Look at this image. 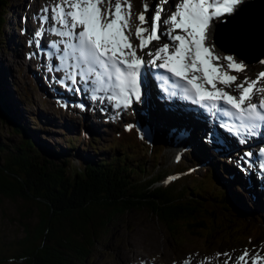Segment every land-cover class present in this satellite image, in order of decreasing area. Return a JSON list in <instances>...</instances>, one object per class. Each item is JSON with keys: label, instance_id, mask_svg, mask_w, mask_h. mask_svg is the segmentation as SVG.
<instances>
[{"label": "snow or ice", "instance_id": "6c2138e0", "mask_svg": "<svg viewBox=\"0 0 264 264\" xmlns=\"http://www.w3.org/2000/svg\"><path fill=\"white\" fill-rule=\"evenodd\" d=\"M165 4L169 10L165 9ZM248 7L250 5L245 0H172V3L155 0L151 9L148 3H144L135 28L139 44L134 45L130 38L131 0H60L51 8H40L36 21L41 27L29 40V45H36L37 51L29 56H39L46 51L50 58L47 64L49 71L60 73L54 79L64 82L71 92L88 93L91 87L93 92L101 93L100 97L88 94L89 101H97L89 110L98 107L108 114L109 119L119 117L128 109L133 113L139 112L142 139L151 140L153 128L149 125L169 124V121L184 115L173 112L175 100L181 97L196 104L219 107L230 118L238 117L241 127L228 125L226 121H218L215 127L227 129L228 135L224 136L227 144L235 140L242 148L247 146V150L238 154L237 167L245 175H259L262 178L260 184L264 186V98L259 103L251 102L258 91L264 92V89H257L259 81L264 79V72L256 80L244 77L236 83V75L220 71L213 63L214 60L226 59L229 69L243 72L247 66L244 59L249 55L264 57V46H254L253 34L245 19ZM49 11L50 16L46 14ZM225 14H228L227 21L221 19ZM49 33L61 39L44 43L42 37ZM162 38L167 40L162 46L152 45L154 40ZM217 44L237 55H217ZM150 45L155 51L149 48ZM145 49L149 50L145 52ZM138 50L150 59L145 61L142 55L137 54ZM260 62L264 63V60ZM101 68L109 85L107 88L95 87L99 83L98 70ZM153 68L166 70L171 75L165 77L154 72ZM157 79L161 82L171 79L175 90L165 88L154 93ZM217 83L225 87L235 85L238 97L218 88ZM205 84L210 85L211 90ZM160 100L164 103H159ZM63 106L69 105L65 103ZM74 106L86 108L83 102ZM174 127V124H169V131ZM126 128L131 130L132 125ZM183 135L181 132L180 136ZM257 139L259 151L253 152ZM202 140L220 147V138L212 128H206ZM250 255L256 256L252 264H258L260 255L250 254L247 250L236 259L244 262Z\"/></svg>", "mask_w": 264, "mask_h": 264}, {"label": "rangeland", "instance_id": "374dc122", "mask_svg": "<svg viewBox=\"0 0 264 264\" xmlns=\"http://www.w3.org/2000/svg\"><path fill=\"white\" fill-rule=\"evenodd\" d=\"M59 2L60 0H11L6 15L8 21L4 25V36L0 45V68L6 71L5 73L3 69L0 70V84L5 94L4 103H6L8 111L17 117L20 122L19 124L28 133L27 135H30L36 148L44 157H48V160L60 162L61 159L68 158L70 154L69 139L78 135L79 131H81V126H85L93 134L94 138H100L97 141V145L93 146L94 148L83 145L84 157L86 158L87 156L90 159H111L114 154L112 150L115 147V138L128 123L132 121L140 122L136 117L134 119L131 118V109L126 110L115 119H109L108 114L101 112L98 107L89 110L90 107L86 106L85 110H83L80 107L74 106L76 105L74 104V100H67L66 102H69V106L64 107L61 102L55 99L56 95L52 93L53 89H50L49 82H44L46 76L42 75L38 67V65H42V63H47L48 61H45L43 55L41 57L44 60L41 62L29 61L30 51L25 53V51L21 50V48H24L23 41H26L25 37L28 38L29 35L30 38L28 39L33 38L35 30L31 28L37 29L41 27L36 21L40 8L43 6L51 8L53 4ZM154 2L155 0H131L132 34L130 38L134 45L139 44V40L135 36V28L139 24L137 16L143 11L144 3H148L151 9ZM169 3H172V0H169ZM164 7L166 10H169L168 4H165ZM239 7L241 6L239 5ZM225 17H228V14ZM225 17L221 19L226 21ZM208 38L211 40L210 34ZM158 42L159 45L157 46H162L167 40L162 38ZM44 43H46L45 40ZM216 50L217 55L223 53L224 57L227 55L235 57L237 55L236 53H227L218 44L216 45ZM138 52V55L146 57L139 50ZM24 57H26V60L21 61ZM237 62H240V60L238 59ZM244 62L247 65L245 70L243 72H236L229 69L226 59L213 61L220 71L236 75L238 77L236 83H239L244 77H248L250 81L256 80L259 74L264 72V63L255 62L254 64H250L245 60ZM249 66H253L254 69L250 70ZM4 73L6 74L5 76ZM2 76H4V79L9 84V90L7 89V85L2 82L4 80ZM34 77L39 78H36L38 81ZM259 83L261 84L259 86L261 89L262 85L264 86V79H261ZM57 85L61 91H64L61 88L60 81H57ZM221 86L227 89L228 92H236L235 85L225 87L221 84ZM261 93L259 92L258 94L259 99L264 98ZM15 102L18 105L17 109L15 108ZM181 120L182 118L178 117L173 122ZM123 122H127V124L125 125ZM165 125L158 123V128L156 129L158 133L155 131L150 141L145 139V150L139 149L132 152V157L145 160L142 155L149 153V158L146 161L147 174L153 173L156 169L172 174L178 166H191L193 176L185 175L183 181L191 179L193 183L190 181L191 185L199 188L202 192L201 195L194 197L189 194L190 200L194 199L198 201L205 211L213 210L216 212L217 220L213 224L212 230H190L186 228V224L182 221H179L177 226L174 225L173 228H169L151 211L135 210L127 212L125 215L113 220L107 229H102L97 235L95 257H93V260L89 264H198L196 261H202L203 257L206 259H219L220 263L216 264H222V261L224 263L239 261L236 258L233 260V257L235 255L239 257L245 250L250 254H259V262L263 261L264 209L262 207L264 203L260 199L264 198L256 196L254 187L250 188L254 199H252L254 203L251 207L247 201L249 195L240 191L243 186L239 182L237 184L233 183L234 185L230 183L232 177L229 175H227L229 179H225V177L223 179L218 178L215 184L219 188L227 189L228 187H234L235 189L233 190L237 192L240 185L239 191L242 193L240 194L239 191V195L237 193V200L239 203L241 202V205L239 204L240 209L236 206L237 214L233 215L232 222L224 223V216L221 215L222 212L217 205L212 191V189L216 190L217 187L213 183L212 175L210 177L208 173L216 172L215 170L218 171V169L220 172H224L226 168H231L234 165L232 159L226 154L220 156L221 154L217 152V154L213 155L211 166L209 164V168L201 169V167L197 166V162L193 160L197 159V157L201 158L199 154H192L188 149L182 153L184 147L179 142L175 146L170 145L172 136L167 134L169 124ZM162 127H164V131L161 130ZM13 129L12 125H9L8 122L0 118V142L7 144L15 151L25 136L15 134ZM167 136L169 141L166 140ZM153 137H157L163 141L166 140L165 150L160 153L150 151L149 145ZM192 139L194 138L190 137V141H193ZM167 146L168 148L166 149ZM191 149H194L192 145ZM63 151H66V154L62 155ZM77 151L78 149L72 158L74 166L78 165L77 163L80 160V155ZM121 154L122 152L119 151V155ZM5 155L6 152L0 153V167L4 163ZM135 163L136 160L133 161V165ZM214 179L216 180L215 177ZM245 180L243 179V181ZM244 203L248 207L250 205V209L253 212L245 209ZM195 205L198 206V204ZM39 214V208L34 201H26L21 198L10 199L0 194V264H29L27 260L21 258V254L25 249L22 241L26 237V228L33 229L38 225L40 221ZM209 223H207L208 226ZM220 226L225 228L218 231ZM211 232L213 236L209 237ZM225 253L228 255H224ZM255 259V255H250L246 261H239L236 264H252L251 261ZM209 262L212 261L209 260Z\"/></svg>", "mask_w": 264, "mask_h": 264}, {"label": "trees", "instance_id": "16d2710c", "mask_svg": "<svg viewBox=\"0 0 264 264\" xmlns=\"http://www.w3.org/2000/svg\"><path fill=\"white\" fill-rule=\"evenodd\" d=\"M10 2L0 0V45ZM4 97L0 84V118L14 127L15 134L25 138L15 151L0 142V153L6 152L0 167V194L10 199L35 200L40 212L38 225L33 229L26 228V237L22 241L25 249L21 258L29 264H89L95 257L96 237L100 231L130 211L148 209L169 228L191 218L203 225L209 219L211 225L215 223L212 222L216 219L215 211H205L198 205L199 210L192 205L195 200L189 199V194L192 197L202 194L199 188L191 185V179L183 181L185 175L193 176L191 166H178L172 174L157 169L147 174L149 153L142 155L145 160L132 157V152L145 150L137 125L123 122L131 124L132 128H123L115 138L112 158L105 160L84 157L83 145L94 148L100 138H94L85 126H81L78 135L69 139L68 158L56 162L48 160L36 148L17 117L8 111ZM165 141L156 137L153 145H149L150 151L162 152ZM77 149L80 160L74 166L72 158ZM193 160L197 165L204 163L199 157ZM215 171L208 173L210 177L212 175L214 185L220 176ZM232 182L237 184L239 181ZM216 187L212 191L220 210L236 215V206L240 209V205L235 188ZM194 226L189 224L186 227L203 229Z\"/></svg>", "mask_w": 264, "mask_h": 264}, {"label": "bare ground", "instance_id": "6f19581e", "mask_svg": "<svg viewBox=\"0 0 264 264\" xmlns=\"http://www.w3.org/2000/svg\"><path fill=\"white\" fill-rule=\"evenodd\" d=\"M239 6V5H238ZM237 6V7H238ZM27 9V8H26ZM28 12V11H27ZM227 14H225V16H226ZM23 16V15H22ZM225 16H223V17H225ZM254 27L255 28H259V26H258V24L257 23H254ZM26 29V28H25ZM31 29H33V30H37L36 28H34V27H32ZM29 30V29H28ZM177 31H179V30H177ZM48 35V34H47ZM47 35H45V36H43L42 37V40L44 41L45 40V42L46 43H48L47 42ZM24 36V35H23ZM25 37V36H24ZM28 38H30V36L28 35ZM28 38H26L25 37V39H26V41H23V44H24V48L22 49L21 48V50L22 51H25V53L26 52H29L30 51V53H33V52H35V51H37V47H36V45H32V46H30L29 45V42H27V41H29L30 39H28ZM31 39H32V37H31ZM24 40V39H23ZM57 40H58V38H57ZM14 41H15V39H14ZM162 43V42H161ZM26 45V46H25ZM157 45H159V42H156L155 43V46H157ZM153 48V47H152ZM146 52V51H145ZM24 53V54H25ZM29 53V54H30ZM43 53V54H42ZM41 53V55H43V57H44V59H45V61H48L49 60V57L47 58V52L46 51H44V52H42ZM139 53V52H138ZM41 55H39V56H29V61L31 60L32 62H41V61H43L44 59H43V57H41ZM146 58V57H145ZM48 59V60H47ZM25 61L26 60V57H24L21 61ZM47 64L48 63H46V62H44V63H42V65H38V67L40 68V72L42 73V75L44 74L46 77H45V79H44V82H49V87H50V89L52 88L53 89V92L52 93H54L55 95H58L56 98H59L60 100L62 99L65 103H67V104H69V102H66L67 100H74V104H75V101H76V98H75V96L68 90V89H66L65 87H61V88H63L64 89V91H61L59 88H58V85H57V80L56 79H54V74H53V72H51V71H49V68L47 67ZM3 69V68H2ZM1 69V70H2ZM249 69L250 70H252V69H254V67L253 66H249ZM4 70V69H3ZM5 71V70H4ZM5 73H6V71H5ZM4 73V76L6 75ZM2 74H3V72H2ZM4 76H3V79H4ZM168 77V76H167ZM35 78V77H34ZM37 78V77H36ZM35 78V80L36 81H38L37 79H39V78H37L36 79ZM41 79V78H40ZM5 80V79H4ZM165 82H168V81H172L171 79H165L164 80ZM6 82V80L4 81V83ZM45 84V83H44ZM6 85H7V89L9 90V84L6 82ZM47 86V85H46ZM57 90H56V89ZM263 88H264V86H263ZM51 89V90H52ZM160 91H159V89H158V84H156V86H155V88H154V93H159ZM63 95V98H62V95ZM86 94H88V93H86ZM101 95V94H100ZM8 96V95H7ZM86 100L88 99L87 98V96H83ZM55 98V99H56ZM95 99H93L92 101H90V102H86L85 103V105L86 106H89V107H91V105H93L91 102H93ZM79 101V100H78ZM162 101V103H164V101L163 100H161ZM63 102V103H64ZM159 102V101H158ZM173 102V101H172ZM177 102V99L175 100V102L174 103H176ZM16 103V102H15ZM170 104V103H169ZM172 104V103H171ZM76 105H78V102L76 101ZM175 105H177V104H175ZM181 104H179L178 106H175L174 108H173V112H180V113H183L184 115L183 116H181V118H182V120L181 121H179V122H173V120H171V121H169V124H174L175 125V127L171 130V131H169L168 130V135L170 134L172 137V139H171V143H170V145L171 146H175V145H177V142H179L180 144H181V146L182 147H184V149H183V151H182V153L186 150V149H188V151H190V152H192V154H199L200 155V159H202V161H204V163H202V162H200L197 166L198 167H201V169H204V168H209L208 167V165L210 164V166H211V163H212V158L214 157L213 155L214 154H217V152H218V154H221L220 156H222V155H224V154H226V155H228L231 159H232V163H234V165L231 167V168H226L225 169V171L223 172V171H221L220 172V170L218 169V172H219V174H220V176H219V179H223L224 177H225V179L227 178V175H229L230 177H232V179L230 180V183H234V182H232V180H234V181H236L237 182V179L239 180V183H240V185H242L243 186V188L240 190L242 193H245L246 195H249V197L247 198V201L249 202V204L251 205V207L253 206V203H254V199H253V194L250 192V188H252V187H254L255 188V194H256V196H258V197H263L264 198V186H262L261 184H260V179H262V178H260V176L259 175H257V176H248V175H246L253 183L252 184H250V182L249 181H246L245 180V175L243 176V174L244 173H242L239 169H238V167H237V161H238V154H230V151L231 152H233V153H235L236 151H237V149H240L241 150V148L239 147V146H237V144L236 143H230V145L229 144H227L226 142H225V139H224V136H227V134L226 133H224L223 132V135H222V132L218 129V128H216L215 126H213V125H211V124H209L208 122H204V120H203V118H202V116H201V114L199 113V112H197V111H191V110H187V109H185V108H183L182 106H180ZM106 106V105H105ZM77 107H79V106H77ZM134 107H135V105H134ZM15 108L17 109L18 108V105H17V103L15 104ZM99 109V108H98ZM98 109H96V110H98ZM83 110H85V109H83ZM95 110V111H96ZM115 111V110H114ZM130 113H132V117L133 118H135L136 117V119H139L140 120V122H141V114L139 113V112H136V113H134V115H133V112H132V110H130ZM150 127H152L153 128V131H152V135L153 134H155L154 132L156 131L157 133H158V131L156 130L157 128H158V123H155L154 125H149ZM165 126H167V124L165 125ZM169 128V127H168ZM206 128H212V130L216 133V135L220 138V140H219V143H220V147H217L215 144H213V143H208V142H205V141H203L202 140V138L203 137H205V133H206ZM161 130H163L164 131V127H162V129ZM177 132V133H176ZM181 132H184L185 134L183 135V136H180V133ZM190 137L191 138H194L195 139V141H194V139H192L193 141H190ZM229 139L231 140V137H229ZM167 141H169V138L167 137V139H166ZM188 140H189V142H188ZM221 140H224V142H221ZM152 143H154L155 142V137H153L152 138V141H151ZM147 144V143H146ZM169 145V147L171 148V146ZM191 145L194 147V149H191ZM186 146V147H185ZM168 148V146L166 147V149ZM225 149V150H221V149ZM205 150V151H204ZM217 150V151H216ZM241 151H243V150H241ZM235 156V157H234ZM215 159V158H214ZM207 160H208V162H207ZM218 162V161H217ZM206 163H207V165H206ZM204 165H206V166H204ZM217 165H218V163H217ZM216 165V166H217ZM215 166V165H214ZM219 166V165H218ZM221 167V166H220ZM217 169V168H216ZM221 169V168H220ZM236 169V170H235ZM227 179H229V178H227ZM243 179L245 180V181H243ZM241 181V182H240ZM245 183V184H244ZM234 185V184H233ZM239 185V186H240ZM239 186H238V191H239ZM263 187V188H262ZM260 188L262 189V190H260ZM246 189H247V191H246ZM249 189V190H248ZM236 192V193H238V195H239V192ZM240 192V194H242ZM250 192V193H249ZM243 198H244V196H243ZM253 199V200H252ZM238 201V200H237ZM243 201V200H242ZM260 201H262V203H264V199H260ZM240 205H241V202L239 203ZM250 205H249V207H248V205L247 204H245L244 203V206H245V209H248L249 211H251V212H253L252 211V209H250ZM254 206H255V204H254ZM263 209H264V205H263V207H262ZM256 209V208H255ZM246 212V211H245ZM246 213H248V212H246ZM256 214V213H255ZM264 214V213H263ZM220 251V250H219ZM194 253V252H193ZM188 254V253H187ZM191 256V255H190ZM199 256V255H198ZM233 257V256H232ZM231 258V257H230ZM229 258V259H230ZM235 258H236V255H235V257H233V260H235ZM188 259V258H187ZM215 258H213V259H206L205 257H203V259H201L202 261H196L198 264H216V263H220V260L219 259H215ZM190 260V259H189ZM209 260H211L212 262H209ZM214 260V261H213ZM237 261V260H236ZM237 262H239V261H237ZM237 262H235V261H233L232 263H228V262H225L224 263V261H222L221 263L222 264H236ZM248 262V261H247ZM252 262V261H251ZM250 262V263H251ZM244 264V263H243ZM246 264V263H245Z\"/></svg>", "mask_w": 264, "mask_h": 264}, {"label": "water", "instance_id": "95a60500", "mask_svg": "<svg viewBox=\"0 0 264 264\" xmlns=\"http://www.w3.org/2000/svg\"><path fill=\"white\" fill-rule=\"evenodd\" d=\"M246 4L250 5V7H248L245 10V13H244L245 19H246V21H247V23H248V25H249V27H250V29L252 31L253 38H254V46L257 47V48H259L261 46H264V0H251V1L247 2ZM225 19L227 21L228 17H225ZM254 23H257L258 24V26H259L258 29L254 27ZM218 31H219V27H218ZM223 50L226 51L227 53H233V52L227 51L226 49H223ZM244 60L247 61L250 64H254L255 62H260V60H264V57H257L255 55H249ZM26 201H29V200H26ZM33 201L36 203V205L38 207L37 201H35V200H33ZM195 204H198V205L202 206L200 203H198V201H195V203H192L193 206ZM200 206H196V208H198L199 210H201ZM144 210L149 211L148 209H144ZM199 210H197V211H199ZM221 212H222V215L224 216V218L225 217L227 218L226 221L224 220V223H229V222L231 223L232 222L233 215H235V214H233V213H224L223 211H221ZM210 220L211 219H209L208 222H210ZM216 220L217 219L212 220V222L213 221L216 222ZM182 222L184 224H186V226L189 225V224H195L194 228L203 227V229H206V230H209V231L212 230V226H213V225H211V223H209V226L207 225V223H206V225H203V224H201V221L199 222V221L193 220L192 218L189 219V220H187V221L185 220V221H182ZM219 228H218V231H221L225 227L222 226V229H219ZM210 234H212V232ZM151 264H155V263H151ZM186 264H189V263H186Z\"/></svg>", "mask_w": 264, "mask_h": 264}]
</instances>
